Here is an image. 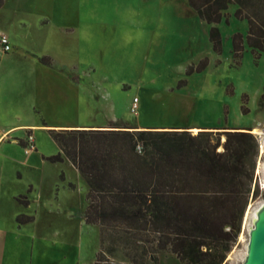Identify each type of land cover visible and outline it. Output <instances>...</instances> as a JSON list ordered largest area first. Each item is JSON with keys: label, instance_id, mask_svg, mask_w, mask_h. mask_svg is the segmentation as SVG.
<instances>
[{"label": "rangeland", "instance_id": "obj_1", "mask_svg": "<svg viewBox=\"0 0 264 264\" xmlns=\"http://www.w3.org/2000/svg\"><path fill=\"white\" fill-rule=\"evenodd\" d=\"M2 1L0 38L10 34L14 48L4 52L0 45V135L13 125L75 120L79 112L82 121L103 120L111 98L119 115L129 114L130 121L140 114L160 125L218 121L252 128L259 141L252 191L241 232L223 263L243 264L251 224L247 215L264 205V51L246 42L249 24L236 17L237 4H230L215 24L223 44L217 52L209 35L212 24L188 0ZM237 32L244 44L235 55ZM28 51L51 56L56 73L39 72L24 59ZM204 59L203 70L188 72ZM60 73L78 76L72 80L81 91ZM135 98L137 113L132 111ZM52 128H34L37 150L32 153L16 140H26L30 127L13 129L0 140V264H137L134 257L156 264L152 254L157 264H184L172 252H155V242L143 241L141 250H133L128 237H119L120 246L97 261L100 237L80 213L83 195L75 170L67 160L42 158L41 153L59 151ZM69 181L77 185L66 191ZM18 195L29 198L30 206ZM21 213L35 220L19 228Z\"/></svg>", "mask_w": 264, "mask_h": 264}, {"label": "trees", "instance_id": "obj_2", "mask_svg": "<svg viewBox=\"0 0 264 264\" xmlns=\"http://www.w3.org/2000/svg\"><path fill=\"white\" fill-rule=\"evenodd\" d=\"M188 3L201 19L212 24L209 35L215 51L221 52L223 47L220 28L215 24L221 22L232 3L238 6L236 17L248 20L246 42L252 49L264 51V0ZM243 44V34L235 33V55L242 52ZM40 59L51 64L48 56ZM207 60L196 68L191 66L188 72L203 70ZM261 98L264 99V93ZM114 124L120 129L50 130L62 152L48 159L62 161L64 154L90 186L87 221L94 223L96 215L104 217L107 210L99 205L108 200L116 204L114 211L120 217L150 221L144 226L150 225L152 240L149 235L128 237L133 250H141L143 241L155 242V252H172L184 264H223L241 232L252 191L250 184L259 152V141L252 128L227 127L193 135L186 130H122L126 126L121 121ZM222 136L226 137L224 142ZM138 144L143 145L142 152L137 150ZM221 146L223 150L219 151ZM105 167H112L114 172H102ZM18 199L29 204L25 196ZM32 219L31 215L17 216L19 223ZM116 245L120 246L118 237H102L97 261L105 253H113ZM151 257L157 264L158 257ZM136 258L135 263L145 264Z\"/></svg>", "mask_w": 264, "mask_h": 264}, {"label": "crops", "instance_id": "obj_3", "mask_svg": "<svg viewBox=\"0 0 264 264\" xmlns=\"http://www.w3.org/2000/svg\"><path fill=\"white\" fill-rule=\"evenodd\" d=\"M5 35L8 36L9 41L11 43L12 49L14 48V45L11 41V35L8 34L7 32L4 33ZM11 49V50H12ZM26 55L24 57L25 60H29L32 63H34L36 69H38L39 72L41 71H45L46 69H50L47 70V72H53V74H55L56 72L52 70V68L54 67V64L52 63L53 60L51 59V64L45 63L43 61H41V57L43 56H38L37 54L28 51L26 52ZM44 56H48L50 58H52L49 55H44ZM29 57V58H28ZM39 60H38V58ZM35 60V61H34ZM61 74V73H60ZM59 74V75H60ZM62 77H64L63 79L67 80L70 84L74 85L75 89L74 91H81V88L77 87L78 84L75 82L73 83V80H76L78 76H73V77H67L64 74H61ZM62 79V78H61ZM77 84V85H75ZM78 88V89H77ZM109 93V92H108ZM110 94V93H109ZM111 96H113L112 94H110ZM69 103L70 100L68 99ZM132 102V101H131ZM140 102H141V98H140ZM111 103V107H110V113L105 114L104 119L103 120H90V121H82L81 120V112L80 108L77 104L74 106V109L76 110V112H79L78 114H75V120H67L66 122H61V123H55V124H38V123H34V124H19V125H13L11 127H9L7 130L3 131L2 135H0V140L3 138V136L5 134H7L9 131L16 129V128H27L30 127V131L33 135V130L34 128H41V127H55L52 128L53 130H119L120 127H115L117 126V124H114V122H118L121 121L123 123V126L126 127H121L122 130L124 129H128V130H134V129H138V130H142V129H152V130H161V131H182V130H186L189 131L190 133H192L193 135L198 134L200 131H212V132H217V131H222V130H227V125H222L221 122H213V123H207V124H192V123H187V124H181V123H166L163 125L160 124H154V123H149L146 122L145 120L142 119V117L140 116V114H138L136 116V120L135 121H130L129 120V114L124 113L122 116L119 115V113L116 111V101L112 98L110 100ZM128 106L131 107V103H128ZM131 111V110H130ZM126 123V124H124ZM226 127V128H224ZM239 128H244V127H239ZM18 130V129H16ZM29 130V129H28ZM51 129H49L50 131ZM54 139V138H53ZM226 139L225 136H222V142H224ZM18 141V144L22 145L23 147L26 146V140L24 138H20V139H16ZM55 140V139H54ZM56 142V141H55ZM57 143V142H56ZM58 145V143H57ZM36 146V143H35ZM59 148V152H62L60 146L58 145ZM37 150V148H35ZM34 149V150H35ZM219 151L223 150V146L218 148ZM25 151H26V147H25ZM33 151L31 150L29 153H32ZM56 153V154H57ZM42 154V158L43 160L48 159V157L52 156V154H46V153H41ZM63 154V153H62ZM55 155V154H53ZM63 160L62 161H58V162H64V161H68L70 163V165H72L73 169L75 170V175L76 178L79 182V184L81 185V193L83 195L82 197V204H81V210L80 213L83 215V218L85 220V222L87 224L90 225H94L95 228L97 229V232L99 233V237H100V248L98 253L101 250V238H119V237H146V236H152V229L150 227V225L148 226H144V224L150 222L149 220H145V219H138V218H123L120 217L118 215V213L116 211H114V207L116 206V204L110 202V201H105V202H101V204L99 205L100 209H104L107 210V212L105 213V216L102 217L101 215H96V221L94 223H89L87 221V216H86V209L90 203V200L88 198V193L90 191V186L86 180V178L84 177V175L81 173V171L78 169V167L67 157L63 154ZM55 163V162H53ZM104 170H109L110 172H114L113 168H109L108 169L105 167L103 168L101 171L103 172ZM67 173L65 171H63L62 173V179L64 181L67 180ZM76 183H73L72 181H69L66 183L65 185V189L67 191L68 190H74L76 188ZM33 188V186H32ZM34 189V188H33ZM74 194V193H73ZM72 195V194H71ZM20 195L16 196V199H18ZM98 196V195H97ZM29 204L25 205L26 207H29L31 204V200L29 198H27ZM20 201V200H19ZM20 203H22L20 201ZM102 205V208H101ZM117 207V206H116ZM117 210V209H115ZM104 213V212H103ZM21 214H25V213H21ZM18 214L17 216L21 215ZM27 215H31V214H27ZM17 216H16V221H17ZM33 216V219L27 223H18L19 224V228H21L24 225H28L30 223H32L35 220V216ZM120 234V235H119Z\"/></svg>", "mask_w": 264, "mask_h": 264}, {"label": "water", "instance_id": "obj_4", "mask_svg": "<svg viewBox=\"0 0 264 264\" xmlns=\"http://www.w3.org/2000/svg\"><path fill=\"white\" fill-rule=\"evenodd\" d=\"M243 264H264V205L250 230L247 254Z\"/></svg>", "mask_w": 264, "mask_h": 264}, {"label": "built area", "instance_id": "obj_5", "mask_svg": "<svg viewBox=\"0 0 264 264\" xmlns=\"http://www.w3.org/2000/svg\"><path fill=\"white\" fill-rule=\"evenodd\" d=\"M0 45H1L2 50L4 52H9L12 49L11 43L9 41V38L5 34L2 35L1 38H0ZM138 100H139L138 98H135L134 101H133V105H132V111H134L135 113H137ZM26 141L28 142V145L25 146L26 147V152L29 153L31 150H34L36 148L35 139H34V136H33L32 133L28 134V137H27ZM137 150L139 152H142L143 145L142 144H138ZM227 229H229V227Z\"/></svg>", "mask_w": 264, "mask_h": 264}, {"label": "bare ground", "instance_id": "obj_6", "mask_svg": "<svg viewBox=\"0 0 264 264\" xmlns=\"http://www.w3.org/2000/svg\"><path fill=\"white\" fill-rule=\"evenodd\" d=\"M263 206V205H262ZM261 206V207H262ZM255 208L253 211H249L248 215H247V220H248V217L251 215V224H250V230L253 228V225L258 217V211L260 210V208ZM246 257V256H245ZM245 260V259H244Z\"/></svg>", "mask_w": 264, "mask_h": 264}]
</instances>
